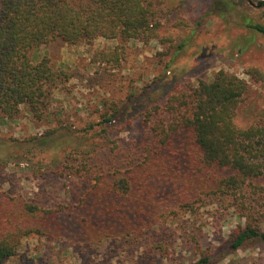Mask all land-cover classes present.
<instances>
[{"label": "trees", "instance_id": "16d2710c", "mask_svg": "<svg viewBox=\"0 0 264 264\" xmlns=\"http://www.w3.org/2000/svg\"><path fill=\"white\" fill-rule=\"evenodd\" d=\"M164 3L0 0V124L17 118L22 107L34 119L44 120L52 92L72 78L69 72L55 69L47 57L33 63L32 50L56 39L69 45L92 44L100 37L149 43L159 37ZM217 4L222 8L233 6L227 0ZM258 6L264 7V2ZM248 20L253 35L264 37V25ZM255 41L252 37L250 43ZM93 61L120 66L122 53L119 47L100 51ZM249 90L246 80L226 71L218 72L210 81L173 87L163 102L142 113L153 146L128 168L116 165L94 170L87 162L94 160L92 150L82 148L86 136L70 129H55L21 144L19 147H31V153L34 142H40L42 151L59 163L57 168L73 176L87 174L90 184L73 207L46 208L24 196L0 192V264L16 258L23 241L31 236L83 241L88 240L92 229L103 239L139 237L178 211L194 209L204 197L235 199L247 205L250 197L263 195L264 115L245 129L236 123L238 109ZM120 111L116 109L91 130L108 126ZM103 132L108 133L106 127ZM6 151L3 149V153ZM63 152L66 154L62 159ZM7 165L0 158V167ZM257 241L264 242V214L253 212L251 221L233 230L220 251L202 250L197 264H216L229 251Z\"/></svg>", "mask_w": 264, "mask_h": 264}, {"label": "rangeland", "instance_id": "374dc122", "mask_svg": "<svg viewBox=\"0 0 264 264\" xmlns=\"http://www.w3.org/2000/svg\"><path fill=\"white\" fill-rule=\"evenodd\" d=\"M218 1L222 0H165L159 37L149 43L100 37L92 44L69 45L56 39L32 50L33 63L47 57L55 69L72 78L52 92L44 120L34 119L22 107L17 118L0 124V158L8 162L0 167V192L24 196L46 208L75 206L89 187L87 174L73 176L57 168L59 163L42 151L40 142H34L31 153V147L21 144L55 129H70L86 136L82 148L92 150L94 160L87 162L94 170L128 168L153 146L142 121L145 109L163 102L173 87L210 81L220 71L250 85L238 109V127L262 120L264 37L253 35L248 19L264 25V7L258 6L264 0H227L233 6L224 8ZM116 47L122 53L120 66L94 63L96 53ZM154 80L156 86L144 93ZM116 109L121 111L111 124L91 130ZM246 204L204 197L194 209L180 210L162 225L126 239H103L92 229L83 241L31 236L23 241L18 256L3 264H197L202 250L220 251L233 230L251 221L253 212L264 214V194L250 197ZM216 264H264V242L229 251Z\"/></svg>", "mask_w": 264, "mask_h": 264}]
</instances>
